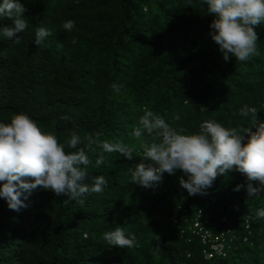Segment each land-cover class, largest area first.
<instances>
[{"label":"trees","instance_id":"1","mask_svg":"<svg viewBox=\"0 0 264 264\" xmlns=\"http://www.w3.org/2000/svg\"><path fill=\"white\" fill-rule=\"evenodd\" d=\"M21 2L28 27L20 43L0 38V122L23 112L60 143L74 131L102 133L92 139L123 142L135 156L105 153L99 168L89 166L87 183L97 175L109 179L101 193L82 201L36 190L26 208L13 211L0 199V264H264V218L256 216L264 193L248 198L244 175L218 176L206 194L189 196L180 171L165 173L155 189L131 183L127 174L142 159L140 140L130 133L145 107L185 134L205 120L240 134L255 131L256 121L239 110L255 107L264 120V25L254 26L258 55L225 62L208 35L212 17L200 0ZM66 20L75 22L71 32L62 28ZM36 27L52 32L40 46L33 41ZM113 83L124 85L121 93ZM93 148L94 164L101 149ZM241 184L245 188L233 190ZM198 210L211 232L234 230L225 258L205 260L198 239L182 234L188 231L181 219ZM116 226L135 235L133 247L108 246L101 238Z\"/></svg>","mask_w":264,"mask_h":264},{"label":"clouds","instance_id":"2","mask_svg":"<svg viewBox=\"0 0 264 264\" xmlns=\"http://www.w3.org/2000/svg\"><path fill=\"white\" fill-rule=\"evenodd\" d=\"M75 2L79 3L80 0ZM200 2L206 8L207 15L212 17L208 35L219 46L218 51L225 62L235 57L237 62L243 63L259 54L254 26L264 25V0ZM26 11L21 0L0 2V22L5 18L12 21L11 26H0V38L11 40L14 44L20 43V34L28 27L24 16ZM74 27L73 20L62 22L65 32H71ZM51 35L47 27H36L33 41L40 46ZM112 88L119 94L124 85L113 83ZM239 112L242 117L251 116L256 121L255 131L248 128L244 134H240L236 129L225 128L214 120H205L197 132L185 134L184 129L172 127L159 114L145 107L138 119V126L130 133L140 140L139 157L142 158L141 162L127 169L131 183L145 189H155L162 183L165 173L175 175L180 171L187 177L186 180L181 178L179 183L188 195H204L218 176L235 171L244 175L249 182L246 186L248 198L264 193V120L257 117L255 107L244 105ZM173 119L178 121L180 116L175 115ZM101 134L81 137L74 131L69 140L60 143L54 134L42 132L26 113L15 114L10 123L0 122V199L5 200L10 210L20 211L28 206L26 201L36 190L68 197L66 202L82 201L90 194L101 193L109 178L104 175L92 176L91 183H87L88 167L99 168L105 161V153L122 154L127 160L135 156V149L123 142L97 143L92 139L93 135ZM146 137H150L151 142ZM94 144L101 149V154L93 164L88 152L95 151ZM252 182H258V186ZM243 188L245 185L241 184L233 190L239 192ZM256 216L264 218V209L257 210ZM196 221L211 232L202 210L181 219L182 228L188 231L181 232L187 238L194 237L200 242V236L191 233ZM211 233L214 236L226 234L227 239L232 236V242L236 237L230 227L220 233ZM101 238L108 246L120 249L131 248L136 242L135 235L125 233L120 226L103 232ZM232 242L227 244L226 255Z\"/></svg>","mask_w":264,"mask_h":264},{"label":"built area","instance_id":"3","mask_svg":"<svg viewBox=\"0 0 264 264\" xmlns=\"http://www.w3.org/2000/svg\"><path fill=\"white\" fill-rule=\"evenodd\" d=\"M191 233L194 235L198 234L200 236V242L203 246L202 255L205 260L225 257L226 250L229 248L227 244L231 243L233 239L232 236L227 239L229 231L226 233L227 235L220 234L218 236H214L211 232L204 229V226L200 223V221H196L194 223Z\"/></svg>","mask_w":264,"mask_h":264}]
</instances>
